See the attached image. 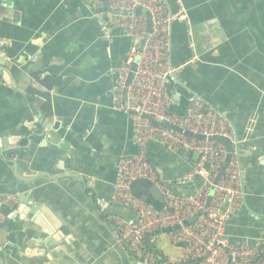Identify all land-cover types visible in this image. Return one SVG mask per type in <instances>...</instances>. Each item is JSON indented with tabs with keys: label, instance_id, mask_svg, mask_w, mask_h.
I'll return each instance as SVG.
<instances>
[{
	"label": "crops",
	"instance_id": "obj_1",
	"mask_svg": "<svg viewBox=\"0 0 264 264\" xmlns=\"http://www.w3.org/2000/svg\"><path fill=\"white\" fill-rule=\"evenodd\" d=\"M183 4L188 20L171 28V62L185 64L181 84L169 85L171 110L181 112L189 93L191 103L198 95L245 138L239 145L244 199L226 231L234 243L264 246V0ZM133 42L111 24L104 0H12L0 7V72L11 79L0 74V194L19 198L0 224V264H138L116 244L107 217L138 215L110 202L117 162L138 151L134 118L113 96L116 71ZM36 71L62 85L49 90ZM148 157L172 192L202 184L199 177L178 182L194 166L186 150L153 141ZM134 191L149 194L137 183ZM101 201H109L107 212ZM149 237L162 253L180 254L168 233Z\"/></svg>",
	"mask_w": 264,
	"mask_h": 264
},
{
	"label": "built area",
	"instance_id": "obj_2",
	"mask_svg": "<svg viewBox=\"0 0 264 264\" xmlns=\"http://www.w3.org/2000/svg\"><path fill=\"white\" fill-rule=\"evenodd\" d=\"M174 1L176 11H171L165 0H108L110 9L118 12H110L111 24L134 40L116 71L113 96L119 103L127 88V103L121 107L134 118L138 145L136 153L121 157L116 165L110 202L132 207L138 214L136 218H125L107 213L116 244L131 253L138 264H264L262 243H234L226 231L229 218L240 210L244 199L239 145L245 138L236 139L227 119L198 95L192 97V106L184 114L171 110L169 85L185 66L171 62V28L176 20H188L183 0ZM138 10L143 13L138 15ZM133 65L132 80L126 86ZM215 135L229 138L234 147L207 205L228 154L223 143L212 139ZM153 141L171 151L183 149L196 157L193 169L178 182L189 183L199 177L202 184L198 189L176 194L160 181L148 157V145ZM138 179H147L159 189L164 199L161 210L154 209L133 191ZM18 203L17 195L0 194V224L7 221ZM108 205L109 201H101V210L107 212ZM172 228L176 229L168 232L169 241L181 249L177 256L162 253L149 239L151 234Z\"/></svg>",
	"mask_w": 264,
	"mask_h": 264
},
{
	"label": "water",
	"instance_id": "obj_3",
	"mask_svg": "<svg viewBox=\"0 0 264 264\" xmlns=\"http://www.w3.org/2000/svg\"><path fill=\"white\" fill-rule=\"evenodd\" d=\"M11 5H12V0H0V7L9 8V7H11ZM104 9H105L106 11H109V12L114 13V14H117V13H118L117 11H112V10L110 9V7H109V3H108V0H104ZM142 13H143V12H142L141 10H138V11H137V14H138V15H140V14H142ZM148 16H149V15H148ZM151 30H152V23H151V17L149 16V28H148V31H151ZM134 69H135V65H133V67H132V71L129 73V76H128L127 81H126V86H128V85L130 84L131 80H132V74H133ZM0 74H2V75L4 76L6 82L11 83V82H10V81H11L10 76H8V75L6 74V71H5V70H2V71L0 72ZM175 82L178 83L179 85L181 84L179 77H178L176 80L171 81L170 84H171V83H174V84H175ZM183 86H184V85H183ZM126 92H127V88L124 89V93H123V97H122V98H123V102H124V104L127 103ZM169 92H170V90H169ZM191 94H192V93H189L188 101H187L186 104L183 106L182 111H181V112H178V114H184L185 111L188 109V107L192 106V103H191V101H190V99H191ZM148 117L151 118V119H153V120H155V121H158V122H161V123H163V124H166V122H164L162 119H157V118H155V117L152 116V115H149ZM168 126H169V127H172V128L174 127V126L171 125V124H168ZM189 135H192V134L190 133ZM212 139H214V140H216V141H219V142L223 143V144L225 145L227 151H228V154H227V156H226V159H225V161H224V164H223L221 170L219 171V173L217 174V176H216V178H215V180H214V185L212 186V189H211V195H210V197L208 198L207 205L209 204V202H210V200H211V196H212V194H213V192H214L215 185L218 183V181L220 180L221 176L224 174V172H225V170H226V168H227V165H228V162H229V160H230L231 154H232V152H233V147H234L232 141H231L229 138H227V137H224V136H221V135H215V136L212 137ZM236 139H238V136H237V135H236ZM135 183H137V184H139V185H142V186H144L146 189L149 190V194H148V195H146V194L143 195L142 198H143L144 200H146V201H147V202H148V203H149L154 209H156V210H158V211L161 210V208H162V206H163V195L161 194V192L159 191V189H158L153 183H151L150 181H148L147 179H138V180H137L136 182H134V184H133V191H134V185H135ZM134 192H135V191H134ZM176 228H178V227H176ZM176 228L166 229V230L161 231V232L168 233V232H170V231H172V230H174V229H176Z\"/></svg>",
	"mask_w": 264,
	"mask_h": 264
},
{
	"label": "trees",
	"instance_id": "obj_4",
	"mask_svg": "<svg viewBox=\"0 0 264 264\" xmlns=\"http://www.w3.org/2000/svg\"><path fill=\"white\" fill-rule=\"evenodd\" d=\"M33 76L36 80H38L40 84L44 85L49 90H52L54 88H60V86L62 85V81L60 78H51L47 76L42 78L39 71H36ZM29 91L32 94L38 93L36 90L32 89V87L29 88ZM42 95L45 96L46 98L50 97L49 92L42 93Z\"/></svg>",
	"mask_w": 264,
	"mask_h": 264
}]
</instances>
